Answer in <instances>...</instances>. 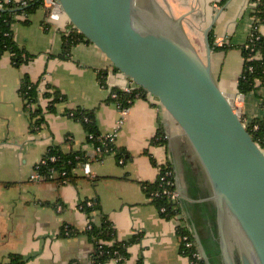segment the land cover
Wrapping results in <instances>:
<instances>
[{
  "label": "crops",
  "instance_id": "crops-1",
  "mask_svg": "<svg viewBox=\"0 0 264 264\" xmlns=\"http://www.w3.org/2000/svg\"><path fill=\"white\" fill-rule=\"evenodd\" d=\"M137 1L153 14L163 13L174 20L184 17L183 29L204 59V31L218 15L211 30L214 44L229 49L213 50V75L229 98L239 94L244 66L239 47L246 43L253 24L249 0H229L224 6L219 5L221 0ZM20 19L13 26L15 39L32 58L22 67L13 64L10 54L0 59V264H10L13 256L20 257L24 264H90L94 245L85 233L90 218L80 208L85 201L99 202L116 229L117 240L141 237L139 243L129 247L126 264H138L141 259L143 264H191L181 252L179 227L189 231L204 262L205 252L213 264H218L213 190L178 125L147 95L133 102L117 130L121 110L107 102L109 91L101 86L98 75L101 70H109L110 87H128L129 80L112 71L108 59L92 44L75 46L70 60L59 58L63 35L72 29L64 17L50 22L46 10L40 9L31 16L30 24ZM260 31L264 36V25ZM25 76L38 83L39 106L45 113L39 128L32 127L24 111L19 91ZM260 94L262 91L243 95L239 106L244 122L264 117ZM54 96L63 100L49 113ZM77 108L96 111L101 137L116 133L114 145L127 152L125 159L118 161L111 154L96 160L90 136L81 124L64 114ZM159 129L165 132L166 144L152 146ZM52 147H60L65 153H84L97 177L84 176L81 165L66 183L31 181L37 165ZM156 164L171 166L175 174L180 193V214L175 218L163 217L143 189L142 183L156 181ZM93 216L97 221V214ZM64 227L79 234L62 237Z\"/></svg>",
  "mask_w": 264,
  "mask_h": 264
},
{
  "label": "water",
  "instance_id": "water-1",
  "mask_svg": "<svg viewBox=\"0 0 264 264\" xmlns=\"http://www.w3.org/2000/svg\"><path fill=\"white\" fill-rule=\"evenodd\" d=\"M56 1L128 88L154 98L187 138L213 190L219 263L264 264V151L214 78L210 32L218 15L204 31V59L184 17L153 14L137 0Z\"/></svg>",
  "mask_w": 264,
  "mask_h": 264
},
{
  "label": "trees",
  "instance_id": "trees-1",
  "mask_svg": "<svg viewBox=\"0 0 264 264\" xmlns=\"http://www.w3.org/2000/svg\"><path fill=\"white\" fill-rule=\"evenodd\" d=\"M228 1L229 0H221L219 5L224 6ZM23 2L26 4H23ZM249 4L251 5L250 13L253 18V24L246 43L239 47L244 60V66L242 75L238 81V91L242 95H247L252 92L260 93L262 91L259 97L264 110V36L260 31L261 27L264 25V0H249ZM40 9L46 10V19H48L51 10L45 8L44 0H0V59L6 54H10L12 62L16 67H22L29 62L32 56L18 45L15 39L13 26L20 18L25 25L30 24L31 16L35 15ZM23 15H25V18H23ZM210 42L212 49L215 51L229 49V46L217 47L214 44L213 32L210 33ZM81 43L91 44L82 34H79L78 31L73 28L69 32L64 33L63 51L59 55V58L70 60L72 58L73 48ZM108 71L109 70H101L98 75L101 86L109 91L107 102L113 103L121 109H129L136 99L147 97V94L140 88L131 89L127 92L122 87H110L107 82ZM19 92L23 100L24 111L28 113L32 127L39 128L45 121V113L39 106L40 95L38 83L32 82L29 76H25L21 82ZM112 94H116L117 97L112 98ZM44 97L49 98L51 95L44 94ZM62 100V96H54L53 100L50 102L49 113L53 112L55 106ZM64 114L83 126L85 132L92 138L91 142L94 144L95 148L101 145L100 140L102 138L97 126L95 110L77 108L68 110ZM247 129L253 136L254 141L264 151V117L254 119L247 123ZM165 144V132L163 129H159L156 136L152 139L151 145L163 146ZM106 150L107 155L114 154L118 161L127 157V152L122 148H118L114 143L109 144ZM51 157H55L56 161H51ZM44 158L48 160V163L41 166V175L47 177L51 174L52 170L58 173L66 172V178H68V180L73 178V173L79 166L89 162V159L84 153H65L60 147L50 148ZM98 159L100 158L97 154L96 160ZM156 166L158 165L156 164ZM157 168L159 173L156 181L152 183H142L143 189L163 217L168 219L175 218L180 214L179 202L172 200L169 195L163 192L164 190H173L174 187L166 186L160 180L162 172L166 168L170 170H172V168L167 164L158 166ZM60 179L63 180L62 178ZM60 179L58 178L59 181H61ZM174 180L176 181L175 175ZM157 194L159 195L156 196ZM89 202L91 203L90 205ZM80 208L90 218L89 226L85 231L94 245L90 264H106L109 261L115 260H118L120 264H126V261L129 259V247L139 243L141 237L135 236L128 241L117 240V232L113 223L103 214L99 202L97 201H85L80 204ZM161 209H165V212L162 213ZM94 213L98 216L97 221L94 219ZM77 234H79V232L70 227H64L61 231L62 237H73ZM178 235L180 238L189 236L194 242L187 229L179 227ZM183 250L184 244L182 243V254ZM196 251V248L185 251L183 256L189 257L190 261H192L193 254ZM10 264H24V262L21 261L20 257L13 256ZM138 264H143L142 259ZM199 264H205L204 260L202 259Z\"/></svg>",
  "mask_w": 264,
  "mask_h": 264
},
{
  "label": "built area",
  "instance_id": "built-area-1",
  "mask_svg": "<svg viewBox=\"0 0 264 264\" xmlns=\"http://www.w3.org/2000/svg\"><path fill=\"white\" fill-rule=\"evenodd\" d=\"M23 4H26L25 2H23ZM44 6L47 9H50V15L48 20L50 22H58L61 20L62 17V12H61V8L58 5L56 0H44ZM23 18H25V15H23ZM69 32V31H67ZM125 91H130L132 88H128V87H122ZM112 98H116L117 95L116 94H112L111 95ZM244 97L242 94H238L237 96H235V98L231 99L230 101L232 102L233 106L235 107L237 113L241 116V107L239 106L240 103H242ZM121 110V119L118 122V126H117V130L122 126V124L124 123V119L125 116L128 115L129 113V109L125 108V109H121L120 107H118ZM242 117V116H241ZM245 125L247 126V123L245 122ZM91 138V137H90ZM102 139L100 140L101 145L96 147V153L99 155V158L103 159L105 156H107V150L106 148L108 147L109 144L114 143L115 138H116V133L105 136V137H101ZM92 139V138H91ZM166 140V137H165ZM100 159H98L97 161H101ZM51 161L55 162L56 158L55 157H51L50 158ZM48 163V160H46L45 158L40 162L39 165H37L34 173L31 175L30 180L33 182H37L40 180H48V181H52V180H58V178H62L63 180H61V182L66 183L68 182V178L67 177V173L66 172H62V173H58L55 170L51 171V174L46 176H43L40 174V168L43 165H46ZM122 163V161H121ZM82 171L84 176L91 178V179H95L97 177V172L92 170V166L91 163H85L82 166ZM174 172L173 170H170L169 168H166L161 175V182L164 183L166 186H172L174 187L173 190H164V194H167L170 196V198L174 201H179L180 198V193L176 188V181L174 180ZM159 194H157L156 196H158ZM91 203L89 202V205ZM161 212H165V209H161ZM182 243L184 244V250H183V254L185 253V251H189L191 249L196 248L197 246L195 244V242H193L189 236H185L181 238ZM189 258V257H188ZM203 259L201 253L197 251L193 254V260L190 261L191 264H199V262H201V260ZM190 260V258H189ZM118 264H120L118 262V260H115ZM123 264V263H122Z\"/></svg>",
  "mask_w": 264,
  "mask_h": 264
},
{
  "label": "rangeland",
  "instance_id": "rangeland-1",
  "mask_svg": "<svg viewBox=\"0 0 264 264\" xmlns=\"http://www.w3.org/2000/svg\"><path fill=\"white\" fill-rule=\"evenodd\" d=\"M64 19H67V18L64 16ZM111 69H112V71H116L113 67ZM116 72H118V71H116Z\"/></svg>",
  "mask_w": 264,
  "mask_h": 264
},
{
  "label": "flooded vegetation",
  "instance_id": "flooded-vegetation-1",
  "mask_svg": "<svg viewBox=\"0 0 264 264\" xmlns=\"http://www.w3.org/2000/svg\"><path fill=\"white\" fill-rule=\"evenodd\" d=\"M218 263V262H217ZM219 264V263H218Z\"/></svg>",
  "mask_w": 264,
  "mask_h": 264
}]
</instances>
